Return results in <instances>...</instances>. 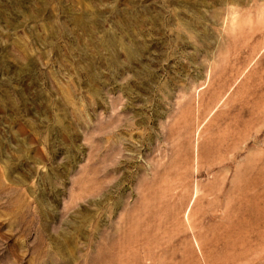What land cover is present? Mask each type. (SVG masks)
<instances>
[{
    "label": "rangeland",
    "instance_id": "1",
    "mask_svg": "<svg viewBox=\"0 0 264 264\" xmlns=\"http://www.w3.org/2000/svg\"><path fill=\"white\" fill-rule=\"evenodd\" d=\"M0 264H264V0H0Z\"/></svg>",
    "mask_w": 264,
    "mask_h": 264
}]
</instances>
